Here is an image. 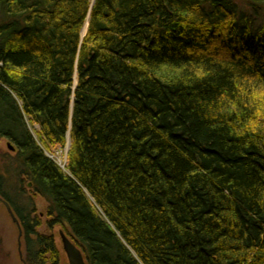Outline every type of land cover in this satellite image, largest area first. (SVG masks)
Returning <instances> with one entry per match:
<instances>
[{"label": "trees", "instance_id": "obj_1", "mask_svg": "<svg viewBox=\"0 0 264 264\" xmlns=\"http://www.w3.org/2000/svg\"><path fill=\"white\" fill-rule=\"evenodd\" d=\"M247 1L257 23L237 0H0V137L30 189L0 174V195L27 264H62L61 231L87 264H264V0ZM69 139L64 169L47 151Z\"/></svg>", "mask_w": 264, "mask_h": 264}, {"label": "rangeland", "instance_id": "obj_2", "mask_svg": "<svg viewBox=\"0 0 264 264\" xmlns=\"http://www.w3.org/2000/svg\"><path fill=\"white\" fill-rule=\"evenodd\" d=\"M237 1L239 2L241 11L245 13L249 19L254 20L256 23L260 21L259 14L253 11V9L248 5L247 0ZM86 30L87 29L85 28L84 33ZM38 128L39 127L37 125H29V129L31 132H34V135ZM67 147L68 146L63 148H54V150L51 152L47 151V155L54 159L64 169L66 168L68 161L69 150ZM21 165L22 164L18 162L17 152L9 149L6 139L0 137V174H2L5 179V190L11 194H18L17 198H23V200L27 201L30 189H28V187L25 185V182L21 181L22 175L19 174L21 171ZM23 189L24 191H22ZM34 207L36 212L33 215H38L41 217L43 222L46 221L49 203L44 198L37 197L34 199ZM20 225L22 227L21 222ZM38 231L43 234H51V230L44 224L38 229ZM19 243H21V247L19 246ZM25 246L26 239L24 236V231L20 238V232L17 223L13 220V217L11 216L6 204L0 201V264H27ZM20 250L22 251V255ZM63 251L62 264H69L66 252L64 249Z\"/></svg>", "mask_w": 264, "mask_h": 264}, {"label": "water", "instance_id": "obj_3", "mask_svg": "<svg viewBox=\"0 0 264 264\" xmlns=\"http://www.w3.org/2000/svg\"><path fill=\"white\" fill-rule=\"evenodd\" d=\"M70 145H71V140L69 139L68 145H67L68 150L70 148ZM8 147L11 149H14V146L11 143L8 144ZM5 204L8 208L11 216L13 217V220L18 225L19 232H20V238H21V236L23 234V230H22V227L20 225L19 219L17 218V216L13 212L11 206L6 202H5ZM60 234H61V239H62V243H63V249L65 250L66 255L68 257L69 264H87L82 251L76 246V244L74 242H72V240L63 231H61ZM19 246L21 247V243H19ZM20 253L22 255L21 250H20Z\"/></svg>", "mask_w": 264, "mask_h": 264}, {"label": "flooded vegetation", "instance_id": "obj_4", "mask_svg": "<svg viewBox=\"0 0 264 264\" xmlns=\"http://www.w3.org/2000/svg\"><path fill=\"white\" fill-rule=\"evenodd\" d=\"M3 139H6V141H7V145L9 144V143H11L13 146H14V149H11V148H9V149H11L12 151H14V152H17V155H18V153H19V148H18V145L17 144H15V143H13L10 139H8V138H6V137H3ZM14 194V196H15V193H13ZM0 201L2 202V203H7V201L0 195Z\"/></svg>", "mask_w": 264, "mask_h": 264}, {"label": "bare ground", "instance_id": "obj_5", "mask_svg": "<svg viewBox=\"0 0 264 264\" xmlns=\"http://www.w3.org/2000/svg\"><path fill=\"white\" fill-rule=\"evenodd\" d=\"M62 167V166H61Z\"/></svg>", "mask_w": 264, "mask_h": 264}]
</instances>
